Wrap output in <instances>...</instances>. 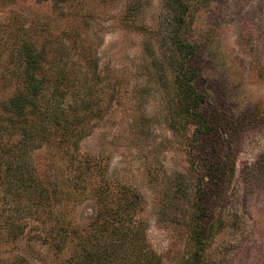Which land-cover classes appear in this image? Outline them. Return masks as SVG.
I'll use <instances>...</instances> for the list:
<instances>
[{"label":"rangeland","instance_id":"374dc122","mask_svg":"<svg viewBox=\"0 0 264 264\" xmlns=\"http://www.w3.org/2000/svg\"><path fill=\"white\" fill-rule=\"evenodd\" d=\"M82 1L63 9L52 1L0 5V99L12 91L3 79L19 70L10 52L21 26L60 49L55 65H66L79 85L93 83L99 64L105 82L94 83V95L104 93L105 109L76 157L98 161V183L126 185L140 195L137 219L161 264H193L200 221L209 237L202 264H264V182L248 179L264 153V0H189L180 33L196 47L194 87L213 126L200 149L192 146L195 126L177 92L180 66L167 0ZM73 12L88 19L65 17ZM35 155L47 181L72 191L76 172L65 151L45 147ZM73 193L65 211L86 225L95 202ZM1 196L0 258L56 264L32 219H25L23 236L3 241L12 212L1 209Z\"/></svg>","mask_w":264,"mask_h":264},{"label":"trees","instance_id":"16d2710c","mask_svg":"<svg viewBox=\"0 0 264 264\" xmlns=\"http://www.w3.org/2000/svg\"><path fill=\"white\" fill-rule=\"evenodd\" d=\"M36 1H52L57 9L83 2ZM6 3L8 0H0V5ZM166 4L167 20L174 23L172 37L178 50L177 92L184 115L195 126L192 146L200 149L213 126L204 109L205 97L194 87L197 70L191 58L196 47L180 33L186 25L190 1L167 0ZM80 12L65 17L87 20L89 15ZM14 38L10 56L19 70H11L10 76L3 79L5 88L12 91L10 96L0 99V192L1 209L7 207L11 215L23 217L6 216L9 225L3 241L14 242L23 236L28 225L25 219L29 218L42 226L40 238L53 250L56 264H161V257L147 241L144 222L137 219L140 195L126 185L114 188L109 181L98 183V161L76 157L80 142L92 133V121L102 118L105 109L104 93L98 89V97L94 95V83L105 82L99 64L98 74L95 70L91 78L93 83L84 85L80 80L79 85L76 78L68 75L66 65L61 61L55 65L60 49L51 42L36 40L25 25L16 30ZM67 38L70 40V36ZM1 57L0 53V61ZM45 147H55L69 156L76 172L72 191L61 190L41 173L35 152ZM250 170V182H264V153ZM202 190L200 198L204 196ZM72 192L80 197L88 195L95 202L94 216L86 225L68 217L65 211L67 194L71 196ZM199 223L195 237L198 251L193 264H202V252L209 241L206 229ZM0 264L9 262L0 258ZM10 264L27 262L16 258Z\"/></svg>","mask_w":264,"mask_h":264}]
</instances>
